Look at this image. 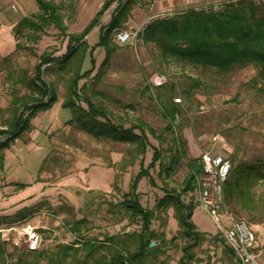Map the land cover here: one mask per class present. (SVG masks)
<instances>
[{
  "label": "rangeland",
  "instance_id": "obj_1",
  "mask_svg": "<svg viewBox=\"0 0 264 264\" xmlns=\"http://www.w3.org/2000/svg\"><path fill=\"white\" fill-rule=\"evenodd\" d=\"M54 1H64L67 6L63 9L67 32L79 33L104 0H76L72 3L73 10L70 0ZM181 4V0H143L133 8L124 29L131 27L141 31L153 18L180 12ZM116 5L113 3L104 13L101 23L108 22ZM223 5L207 4L203 8L222 9ZM99 32L97 26L85 37L90 46L97 43ZM19 41L22 48L11 57L7 67L1 61L0 66L15 76L23 69L32 76L44 52L53 56L66 52L68 38L51 27L38 41L25 34ZM113 42L118 47L104 68L103 77L98 82L93 76L85 77L80 85L86 81L89 86L94 84L87 95L96 105L106 108L115 122L129 124L141 119L155 130L156 136L149 135L151 145L145 166L151 162L154 147L161 152L163 166L157 163L150 170L156 185L150 184L148 178L140 181L138 191L144 206L156 209L163 196V180L169 188L179 189L189 171V161L201 160L206 149L230 158L232 167L264 163V73L260 74V66L238 67L219 74L214 69L203 70L179 60L166 61L155 44L143 42L138 36L128 43L114 39ZM94 57L96 67L92 75L100 68L104 49L97 47ZM50 68L44 78L56 89L58 100L48 109L36 112L24 132L3 150L0 218L10 220L23 207L31 206L32 210L26 209L24 217L18 221L35 227L40 237L43 236L44 247L79 238L78 233L70 231L73 221L79 219H84L79 225L80 237L98 241H103L105 235L139 229V221L134 223L129 217H122L118 204L129 189L132 175L139 170V165L126 170L121 167L128 144L96 137L79 129L75 123L68 124L73 110L64 105V100L71 72H63L56 65ZM89 68L87 65L86 69ZM10 74L5 76V89L0 97V126L10 115L15 87V79ZM159 76L164 79L161 83ZM24 92L26 89L21 88V93ZM118 173L121 176L118 177ZM198 178L195 189L185 197L195 205ZM256 192L264 193V185L257 186ZM86 201L93 203L90 209ZM251 215L236 216L264 243V197L262 208ZM192 218L199 230L218 238L216 225L204 209L195 208ZM153 226L164 230L167 237L159 259L166 264H179L183 254L181 246L186 240L178 233L173 209L168 214L161 211ZM172 237L175 238L170 241ZM213 240H216L214 236L206 238L204 245ZM8 248L13 250L11 244ZM260 259L264 263V251Z\"/></svg>",
  "mask_w": 264,
  "mask_h": 264
},
{
  "label": "trees",
  "instance_id": "obj_2",
  "mask_svg": "<svg viewBox=\"0 0 264 264\" xmlns=\"http://www.w3.org/2000/svg\"><path fill=\"white\" fill-rule=\"evenodd\" d=\"M35 1L37 12L22 18L14 26L15 34L29 35L33 41H38L47 29L54 27L68 38L67 49L61 56L44 52L32 76L24 69L17 76L8 72L15 79V87L12 89L10 115L0 126V165L4 148L24 132L30 118L58 100L56 89L44 78L50 66L56 65L63 72H71L67 98L64 100V105L73 110L68 124L75 123L79 129L93 136L128 144L120 162L121 167L126 170L130 166L139 165V170L131 177L128 191L118 204L122 217L127 216L134 223L139 221L140 227L122 234L105 235L103 241H98L96 238L80 237V224L84 219L74 220L70 231L78 233L79 238L73 242H58L53 247H44L42 236L39 248L21 249L12 241H1L0 264H166L159 257L167 237L165 231L156 230L153 223L161 211L168 214L170 209H173L178 222V233L186 240L181 246L183 254L179 264L195 261L196 249L204 243L206 235L193 221L195 203L185 197L195 189L197 178L203 172L201 160L194 158L189 161V171L179 189L169 188L163 180V196L159 198L156 209L144 206L138 191L140 181L148 178L150 184L156 185L150 170L157 163L163 166L160 161L161 152L156 147L151 162L145 166L146 154L151 145L149 135H155V130L141 119L129 124L115 122L106 108L96 105L87 95L94 84L89 86L86 81L80 85L81 79L85 77L93 76L96 82L103 77L104 68L109 65L118 47L113 42L114 33L125 28L133 8L143 0H104L98 12L79 33L67 32L63 15V9L67 6L64 1ZM75 1L70 0L72 10ZM115 2L117 5L108 22L101 23L102 16ZM97 26L100 29L98 41L90 46L85 37ZM138 37L143 42L155 44L166 61L179 60L203 70L214 69L219 74L231 72L238 67L256 65L261 67L260 74L264 73V1L232 0L225 3L222 9L193 8L172 16L156 17L145 25ZM17 46L18 49L22 48L20 42ZM97 47L104 49L105 57L97 73L92 75L96 67L94 50ZM10 59L6 57L3 60L6 66ZM87 65L89 69H86ZM21 88H25L26 92L21 93ZM166 169H170V166ZM117 176H121V173ZM260 185H264V163L232 167L224 191L226 202L235 215H251L262 208L264 193L256 192V187ZM86 205L90 209L93 203L86 201ZM25 210L32 209L23 208L10 220L0 218V223L18 222V219L24 217ZM151 241H155V245L152 246ZM9 244L13 247L12 251L8 248ZM222 245L223 251L229 256V262H234L233 251Z\"/></svg>",
  "mask_w": 264,
  "mask_h": 264
},
{
  "label": "built area",
  "instance_id": "obj_3",
  "mask_svg": "<svg viewBox=\"0 0 264 264\" xmlns=\"http://www.w3.org/2000/svg\"><path fill=\"white\" fill-rule=\"evenodd\" d=\"M139 32L129 27L116 31L113 39L118 43H128ZM158 78L159 83L164 80L162 76ZM201 163L203 172L198 178L196 206L204 209L214 221L218 240L233 251L237 264H264L260 259L264 243L245 221L232 212L226 202L224 188L232 169L231 159L206 149L201 154ZM3 240H11L16 246L28 249H37L42 242L35 227L21 221L0 223V242Z\"/></svg>",
  "mask_w": 264,
  "mask_h": 264
},
{
  "label": "crops",
  "instance_id": "obj_4",
  "mask_svg": "<svg viewBox=\"0 0 264 264\" xmlns=\"http://www.w3.org/2000/svg\"><path fill=\"white\" fill-rule=\"evenodd\" d=\"M230 1L232 0H181L180 12L193 8H203L207 4L222 5ZM37 10L38 6L35 0H0V61L4 66L6 64L3 60L6 57L11 58L18 50L17 45L20 42V36L15 34L14 26L22 18L33 15ZM3 70L4 68L0 66V97L2 96V90L5 89V76L9 72V69L8 71L4 70V72ZM27 207L29 208L31 206ZM153 227L156 229V226ZM205 235L207 239H211L214 236L216 240L207 241L206 245L203 243L198 247L197 249L200 252H197L196 249V260L189 264H234L235 258H233L234 262H229V256L223 251V245L218 241L217 237L211 233Z\"/></svg>",
  "mask_w": 264,
  "mask_h": 264
},
{
  "label": "water",
  "instance_id": "obj_5",
  "mask_svg": "<svg viewBox=\"0 0 264 264\" xmlns=\"http://www.w3.org/2000/svg\"><path fill=\"white\" fill-rule=\"evenodd\" d=\"M151 245H152V246L155 245V241H151Z\"/></svg>",
  "mask_w": 264,
  "mask_h": 264
}]
</instances>
